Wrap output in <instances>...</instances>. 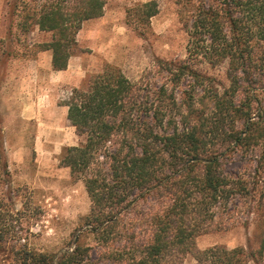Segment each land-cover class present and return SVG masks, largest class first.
I'll return each instance as SVG.
<instances>
[{"label": "trees", "instance_id": "trees-1", "mask_svg": "<svg viewBox=\"0 0 264 264\" xmlns=\"http://www.w3.org/2000/svg\"><path fill=\"white\" fill-rule=\"evenodd\" d=\"M179 1L192 11L188 56L159 60L167 81H133L107 64L66 101L83 140L64 149L62 163L91 202L79 228L57 249L31 245V232L17 225L25 203L16 209L10 191V202L0 196V264H183L189 254L197 264L264 259V0ZM105 5L11 3L20 30L51 33L44 46L54 70L68 67L83 24L103 16ZM158 12V1L149 0L128 16L149 26ZM203 63H227L228 85L200 69ZM238 157L244 165L233 173ZM242 205L255 214L257 249L196 247L219 227L220 214Z\"/></svg>", "mask_w": 264, "mask_h": 264}, {"label": "rangeland", "instance_id": "rangeland-1", "mask_svg": "<svg viewBox=\"0 0 264 264\" xmlns=\"http://www.w3.org/2000/svg\"><path fill=\"white\" fill-rule=\"evenodd\" d=\"M13 1L0 0V150L9 172L3 177L0 171V196L7 203L12 192L18 210L25 203L17 225L31 232V245L52 250L65 246L91 206L84 182L62 163L64 149L83 140L68 118L67 99L107 64L133 81H167L159 60L187 58L192 11L179 0H157L159 12L147 26L130 18L128 10L149 0H105L104 15L83 24L68 67L56 72L52 51L44 46L51 33L20 30ZM199 67L228 85L227 63ZM0 164L2 170L1 153ZM243 165L238 157L230 171L237 173ZM218 220L217 229L197 238L198 249L225 245L251 254L258 248V224L249 206H233ZM183 264L197 261L189 254ZM247 264H264V259L250 257Z\"/></svg>", "mask_w": 264, "mask_h": 264}, {"label": "crops", "instance_id": "crops-1", "mask_svg": "<svg viewBox=\"0 0 264 264\" xmlns=\"http://www.w3.org/2000/svg\"><path fill=\"white\" fill-rule=\"evenodd\" d=\"M52 64V59H51V62H50V65ZM59 71H63V70H56V72H59Z\"/></svg>", "mask_w": 264, "mask_h": 264}]
</instances>
